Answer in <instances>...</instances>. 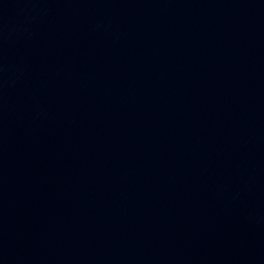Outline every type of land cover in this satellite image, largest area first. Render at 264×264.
I'll return each instance as SVG.
<instances>
[{"label":"water","instance_id":"water-1","mask_svg":"<svg viewBox=\"0 0 264 264\" xmlns=\"http://www.w3.org/2000/svg\"><path fill=\"white\" fill-rule=\"evenodd\" d=\"M0 264H264V0H0Z\"/></svg>","mask_w":264,"mask_h":264}]
</instances>
